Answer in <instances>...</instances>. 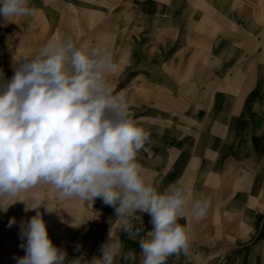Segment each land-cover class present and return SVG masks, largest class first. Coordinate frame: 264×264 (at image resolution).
Here are the masks:
<instances>
[{
  "label": "rangeland",
  "instance_id": "1",
  "mask_svg": "<svg viewBox=\"0 0 264 264\" xmlns=\"http://www.w3.org/2000/svg\"><path fill=\"white\" fill-rule=\"evenodd\" d=\"M151 1L31 0V6L37 10L35 15L16 17L13 22H5L0 16V82L11 79L16 60L25 55L34 56L52 37L71 36L78 46L91 42L106 48L115 65L107 79L116 93L123 92L130 101L132 118L151 133L148 150H141L137 156L145 181L164 192L170 185L187 187L182 183V170L186 167L193 166L203 174L189 176L192 183L187 187L188 223H182V218L178 221L189 229L191 254L169 257L167 264H264V64L253 63L251 70L259 78L249 81L247 89L236 87L232 95L226 90L230 78L228 75L225 78L223 69L215 72L219 82L211 78L208 87H202L201 81L192 76L184 75L183 80L181 74L176 78L174 71L185 54L184 47H178L176 42L169 46V29H166L169 23L153 21L152 14L144 13V6ZM162 1L156 3L161 5ZM262 50L257 48L254 54H262ZM195 68L185 70L196 73ZM236 82L241 84L238 79ZM177 86L183 90L181 97L174 95L179 100V109L169 110V90ZM205 91L216 93V101L222 104L232 102L229 105L232 110L204 111V105L209 104L200 100ZM256 102L259 107L253 110ZM225 114H231L234 123L249 126L246 133L249 138H243L237 156L234 145L229 147L222 138L210 137L213 121L218 117L219 122L226 121ZM219 166L236 172V190L227 183L219 200L211 201L214 187L206 185L211 179L206 173ZM249 170H253L252 176ZM33 191H39L46 200L56 201L51 186H40ZM15 199L32 203L30 193H21ZM196 199H209L219 206L209 207L196 220L190 214ZM12 202L10 199L4 203L7 206ZM251 202L252 209L247 207ZM234 203L237 207L230 209ZM25 207L24 202L18 201L8 206L7 211L0 208V264H16L17 258L25 255L21 245L26 243V238L21 237V225L36 214V210L26 212ZM56 208L57 211L48 213L41 206L39 211L53 244L67 252L65 264L77 258L85 264L101 255L99 249L109 239L110 221L117 219L114 208L105 205L100 197L93 203L64 200L57 202ZM137 215L143 224L140 235L144 236L153 229L151 216L140 212ZM213 215L217 222L211 218ZM12 219L15 223L9 227ZM236 219L237 225L233 223ZM74 223L75 227L71 226ZM118 232V225L113 224V235L124 241L125 251L137 253L138 264V241L123 231ZM120 264L128 262L121 260Z\"/></svg>",
  "mask_w": 264,
  "mask_h": 264
},
{
  "label": "clouds",
  "instance_id": "2",
  "mask_svg": "<svg viewBox=\"0 0 264 264\" xmlns=\"http://www.w3.org/2000/svg\"><path fill=\"white\" fill-rule=\"evenodd\" d=\"M36 11L31 0H0L5 22ZM114 69L106 48L91 42L78 46L71 36L52 37L34 56L16 60L11 79L0 82V208L7 211L19 201L26 212L36 210L21 225L25 255L16 264H65L67 252L53 244L39 209L52 213L57 202L93 203L97 197L114 208L117 219L110 221L101 255L85 264H136L137 253L125 251L113 224L138 241V264H167L169 257L191 254L189 229L178 222L185 216L189 190L170 185L160 192L145 181L137 156L148 150L151 133L132 118L130 101L107 79ZM258 107L256 102L253 110ZM40 186H51L56 201L33 191ZM21 193H30L31 205L15 199ZM210 204L194 200L191 216L199 220ZM138 212L151 216L153 229L144 236ZM68 264H81V259Z\"/></svg>",
  "mask_w": 264,
  "mask_h": 264
},
{
  "label": "crops",
  "instance_id": "3",
  "mask_svg": "<svg viewBox=\"0 0 264 264\" xmlns=\"http://www.w3.org/2000/svg\"><path fill=\"white\" fill-rule=\"evenodd\" d=\"M156 1L153 0L145 5L144 13L147 11L152 14L153 21L166 20L169 23L167 24L169 27L166 28L169 29V46L170 43L176 42L178 47H184L185 54L180 58L177 69L174 71L176 78H179L181 74L183 80H185L184 75L192 76L201 81L202 87H208L211 78L215 83L219 82L220 79L215 72L223 69L225 78L226 75L230 78L229 83L226 84L229 95L235 93L232 90L238 86L241 89H247L249 81L259 78L254 75L251 66L253 63L264 64V0H169V2L163 0L161 5ZM156 14L160 17H155ZM257 48L263 49L262 54H254ZM189 68L197 69L196 73L187 72ZM237 79L241 81L240 85L236 82ZM178 87L169 90V110L179 109V100L175 96L181 97L183 90L181 91ZM216 97V93L210 94L206 91L201 95V101L209 102L204 105V111L229 112L232 110L233 107L229 106L230 104L232 106V102L228 105L222 104L216 101ZM225 116L226 121L219 122L220 117L213 121V134L210 137L212 140L222 138L229 147L234 145L237 156L243 138L248 137L246 133L249 126L238 125L237 121L234 123L231 114H225ZM209 151L213 153V150ZM186 168L182 170L184 177L182 183L189 187L192 183L189 176L202 173H198V169L193 166ZM250 168L251 165H249ZM206 174L211 176L210 181H206V185L214 187L215 195L211 201L219 200L227 183L236 190V172H233L231 168L222 169L219 166L214 170L211 168ZM249 175H253V170H249ZM249 182V186H252V181L249 180ZM217 206L219 203L211 202L210 204V207ZM253 206V202L247 205L251 209ZM231 207H237V203L230 204V209ZM186 214L187 212L181 219L182 223L187 222ZM211 218L215 222L218 221L215 215ZM233 223L237 225V219Z\"/></svg>",
  "mask_w": 264,
  "mask_h": 264
},
{
  "label": "bare ground",
  "instance_id": "4",
  "mask_svg": "<svg viewBox=\"0 0 264 264\" xmlns=\"http://www.w3.org/2000/svg\"><path fill=\"white\" fill-rule=\"evenodd\" d=\"M44 42V41H43ZM7 55V54H6Z\"/></svg>",
  "mask_w": 264,
  "mask_h": 264
}]
</instances>
